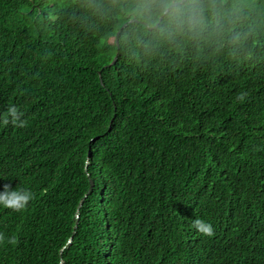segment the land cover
I'll use <instances>...</instances> for the list:
<instances>
[{
  "label": "trees",
  "instance_id": "1",
  "mask_svg": "<svg viewBox=\"0 0 264 264\" xmlns=\"http://www.w3.org/2000/svg\"><path fill=\"white\" fill-rule=\"evenodd\" d=\"M147 2L0 0V192L35 193L0 264H264V0L202 34Z\"/></svg>",
  "mask_w": 264,
  "mask_h": 264
},
{
  "label": "clouds",
  "instance_id": "2",
  "mask_svg": "<svg viewBox=\"0 0 264 264\" xmlns=\"http://www.w3.org/2000/svg\"><path fill=\"white\" fill-rule=\"evenodd\" d=\"M228 0H148L142 7L137 6L133 12L147 10L153 14L161 10L168 13L170 26L178 33L183 34L185 31L189 33L202 34L208 27L209 23H215L222 32L228 29L221 24L225 16L231 15V10L227 7ZM246 93H241L237 99L243 101ZM24 113L16 106H10L6 113L0 115V123L4 126L10 123L16 127L24 128L28 121L22 119ZM35 199V193L31 190L18 187L15 190L10 185H5L0 192V206L10 209L14 212H20L27 208L29 203ZM200 234L212 236L214 234L213 226L202 219H195L192 223ZM7 239V243L17 245L18 237L13 234L5 237L0 233V243Z\"/></svg>",
  "mask_w": 264,
  "mask_h": 264
},
{
  "label": "water",
  "instance_id": "3",
  "mask_svg": "<svg viewBox=\"0 0 264 264\" xmlns=\"http://www.w3.org/2000/svg\"><path fill=\"white\" fill-rule=\"evenodd\" d=\"M133 21H134V20H130L129 23H131V22H133ZM126 25H127V24H126ZM126 25H125V26H126ZM118 35H119V34H118ZM117 43L119 44V41H117ZM116 61H117V57L115 58V60H114V62H113L112 64H115ZM92 185H93V182H92Z\"/></svg>",
  "mask_w": 264,
  "mask_h": 264
},
{
  "label": "rangeland",
  "instance_id": "4",
  "mask_svg": "<svg viewBox=\"0 0 264 264\" xmlns=\"http://www.w3.org/2000/svg\"><path fill=\"white\" fill-rule=\"evenodd\" d=\"M92 183V182H91Z\"/></svg>",
  "mask_w": 264,
  "mask_h": 264
}]
</instances>
